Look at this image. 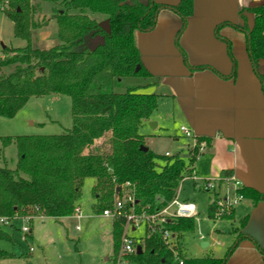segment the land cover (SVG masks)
I'll return each mask as SVG.
<instances>
[{
	"label": "trees",
	"instance_id": "trees-1",
	"mask_svg": "<svg viewBox=\"0 0 264 264\" xmlns=\"http://www.w3.org/2000/svg\"><path fill=\"white\" fill-rule=\"evenodd\" d=\"M2 10L14 24V35L25 41L22 47L3 48L0 57V116L12 118L31 97L49 94L68 95L72 100L73 125L59 135L5 137L3 147L15 143L18 160L15 168L0 166V217L38 216L57 220L74 214L84 182L94 178L92 195L95 214L113 205L119 186L133 185L140 206L156 212L176 196L180 183L192 176L201 155L199 145H209L205 137H195L187 159L180 153L163 155L148 149L139 129L158 107L160 96L133 88L118 93L113 82L124 77L145 76L135 41L136 31H149L156 25L163 5L154 0H0ZM50 3L52 13L44 7ZM184 20L192 14L193 0H181L172 6ZM254 25L240 26L246 33L252 65L264 59V4L250 8ZM108 18L104 27L95 17ZM55 20L59 43L48 48L34 47L33 30ZM137 66L139 69L137 70ZM259 74V73H258ZM235 75V74H234ZM263 86L264 76L259 74ZM103 138V145L94 142ZM197 187V181H194ZM200 189V188H199ZM239 193L254 202L264 193L241 187ZM214 202L208 216L214 218ZM234 209L220 219L232 218ZM246 222L243 219L242 225ZM178 238L195 228V217L173 219L167 223ZM123 221H113L115 260L121 247ZM32 237L31 232L26 239ZM240 234L224 257L213 255L188 257L177 247V255L159 233L137 240L142 253L124 258L127 264H225L243 238ZM249 238V237H248ZM0 239H9L0 228ZM0 250V258L9 256Z\"/></svg>",
	"mask_w": 264,
	"mask_h": 264
},
{
	"label": "crops",
	"instance_id": "crops-1",
	"mask_svg": "<svg viewBox=\"0 0 264 264\" xmlns=\"http://www.w3.org/2000/svg\"><path fill=\"white\" fill-rule=\"evenodd\" d=\"M154 1L164 6L155 27L135 33L147 72L142 87L160 96L147 122L155 121L154 129L166 139L171 131L181 132L185 126L195 137L210 140L194 166L193 175L199 182L222 179L217 191L225 192L223 179L234 176L243 187L264 193V86L259 76H264V59L258 74L248 53L246 33L240 28L253 27L249 9L263 0H193L192 14L186 20L171 8L181 0ZM57 29L56 21L50 20L33 30V39H40L34 47L58 44ZM194 144L191 139L182 147ZM239 204L230 218L235 221L239 216L231 243L215 240L203 247L202 242L197 257L222 258L243 234L249 238L240 240L225 264H264V200L245 198Z\"/></svg>",
	"mask_w": 264,
	"mask_h": 264
},
{
	"label": "rangeland",
	"instance_id": "rangeland-1",
	"mask_svg": "<svg viewBox=\"0 0 264 264\" xmlns=\"http://www.w3.org/2000/svg\"><path fill=\"white\" fill-rule=\"evenodd\" d=\"M262 4L264 0L254 7ZM44 5V13L48 17L52 13V5L50 3ZM2 6L3 3L0 2V57L4 56V46L22 47L26 44L24 40L15 37L14 24L2 10ZM95 17L104 27H108L106 16L96 14ZM36 40L40 41L38 36ZM36 40L32 35L33 45ZM43 44L39 48H45ZM48 46L52 47L50 43ZM261 71L264 73V67ZM143 82L142 76L116 79L113 82V90L123 93L133 88L143 89ZM72 125L70 96L49 94L31 97L14 117L0 116V166L15 168L18 160L16 144L11 143L3 147V138L59 135L65 133ZM139 133L144 137L146 146L151 147L155 153L164 154L168 150L174 154L180 153L185 159L189 155V148L184 146L191 139L178 129L171 131V137L166 139L160 130L152 128L150 122L144 121ZM105 142L101 138L100 141L98 140V145L101 146ZM194 179V175L185 177L177 192L181 201L191 202L197 206L195 228L191 232L184 233L180 241L181 248L183 246L182 251L188 257L199 256L202 242L213 243L219 240V242L231 243L232 228L239 225V216H235V221L213 219L208 216V205L214 201L215 193L195 187ZM94 184V178H87L84 182L77 203L82 210L81 218L71 215L57 220L53 217L38 216L33 211L27 212V216L31 217L32 228V237L27 239L21 230L24 225L21 220L15 219L8 224L0 222V228L11 237V240L0 239V250L10 254L0 258V264H115L119 259L115 260L113 253V220L94 213L93 204L96 201V197L92 195ZM239 205V203L235 205L237 210ZM77 224L80 226L79 229H76ZM144 235V227L133 233L138 241ZM200 236L203 238L201 239Z\"/></svg>",
	"mask_w": 264,
	"mask_h": 264
},
{
	"label": "built area",
	"instance_id": "built-area-1",
	"mask_svg": "<svg viewBox=\"0 0 264 264\" xmlns=\"http://www.w3.org/2000/svg\"><path fill=\"white\" fill-rule=\"evenodd\" d=\"M181 132L188 138L194 139L195 136L192 134L191 130L185 126L180 128ZM101 139V138H100ZM99 139V141H100ZM94 146L98 145V141H95ZM196 145V140L195 144ZM206 143L202 142L199 145V150L202 153L206 148ZM169 155V153H166ZM196 180V178H195ZM222 179H207L203 182L197 181V187L209 192L215 193L214 205L216 207L214 218L220 219L226 213L231 212L235 208V205L244 199V197L239 193V189L242 183L236 179L234 176H227L223 179L226 185V190L224 193L218 192V182ZM119 190L116 191L113 205L106 208L102 212V216L111 218L113 221H123L124 230L121 240V247L118 260L115 264H127L125 256L133 253H137V239L133 236L134 232H137L142 227L145 229V235L159 233L165 244L172 248L177 255V247L180 246V239L177 234L166 227L167 223L171 222L176 218L183 217H195L197 213V206L194 203L181 201L177 196L164 208L156 212H149L146 208L141 207L139 201L135 197L133 185L130 182L124 183L119 186ZM77 218L83 216L82 210L79 206L75 208L74 214ZM30 216H18L13 218L0 217V222L8 224L15 219L21 220L24 225L21 230L25 235L31 232L30 227ZM79 224L76 225V229H79ZM202 239L203 236H200Z\"/></svg>",
	"mask_w": 264,
	"mask_h": 264
},
{
	"label": "water",
	"instance_id": "water-1",
	"mask_svg": "<svg viewBox=\"0 0 264 264\" xmlns=\"http://www.w3.org/2000/svg\"><path fill=\"white\" fill-rule=\"evenodd\" d=\"M5 47V46H4ZM3 47V48H4ZM139 69V66H137V70ZM156 122H150V126L152 127V128H155L156 127ZM142 150L143 151H148V147L147 146H144V147H142ZM120 188H118L117 190H119ZM206 245H208V243L207 242H203L202 243V246L203 247H206ZM143 252V249H142V246L141 245H138L137 246V253H142Z\"/></svg>",
	"mask_w": 264,
	"mask_h": 264
}]
</instances>
